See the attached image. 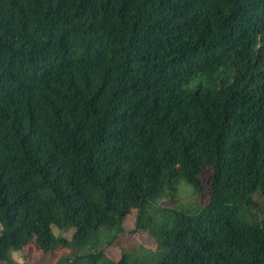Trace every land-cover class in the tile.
Instances as JSON below:
<instances>
[{"label":"trees","instance_id":"16d2710c","mask_svg":"<svg viewBox=\"0 0 264 264\" xmlns=\"http://www.w3.org/2000/svg\"><path fill=\"white\" fill-rule=\"evenodd\" d=\"M261 211L264 0H0V264H264Z\"/></svg>","mask_w":264,"mask_h":264},{"label":"rangeland","instance_id":"374dc122","mask_svg":"<svg viewBox=\"0 0 264 264\" xmlns=\"http://www.w3.org/2000/svg\"><path fill=\"white\" fill-rule=\"evenodd\" d=\"M203 178H204V183H205V193L202 197V200L207 201L208 200V191H207V185L208 181L210 178V170L209 169H204L203 173ZM178 197L175 200H168L165 199L164 202L167 206L170 207H175L183 211H189V212H194L198 207H199V200L197 197V194L195 193L194 187L188 183L184 178L180 177L178 184ZM164 204V205H165ZM247 205H242L240 207V216L245 219V220H251L250 214L246 213L247 211ZM260 217L264 216V212L261 211ZM135 227V218L132 216L129 219L127 229L128 232L126 234H123L117 243L110 245L106 244L104 245V250L106 253L113 259H118L121 254V246L122 245H129L133 247H139L138 244L146 243V244H151L153 242V239L149 236L147 233L139 232V233H134L130 232L129 229ZM55 232L59 235H63L67 238H71L73 229H66V230H60L56 229ZM105 238L110 239V235H105ZM60 253L64 254V250H60ZM57 257L56 252H49L45 254L44 258L40 262H30L27 263L26 259L21 256V253L19 252H13L12 253V258L15 261L14 264H52ZM99 264H103L100 262Z\"/></svg>","mask_w":264,"mask_h":264},{"label":"clouds","instance_id":"9594fccd","mask_svg":"<svg viewBox=\"0 0 264 264\" xmlns=\"http://www.w3.org/2000/svg\"><path fill=\"white\" fill-rule=\"evenodd\" d=\"M4 228L3 224H0V230H2Z\"/></svg>","mask_w":264,"mask_h":264}]
</instances>
